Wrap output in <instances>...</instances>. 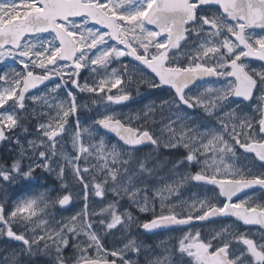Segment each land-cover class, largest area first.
Listing matches in <instances>:
<instances>
[{"label": "snow or ice", "instance_id": "snow-or-ice-1", "mask_svg": "<svg viewBox=\"0 0 264 264\" xmlns=\"http://www.w3.org/2000/svg\"><path fill=\"white\" fill-rule=\"evenodd\" d=\"M7 60L0 264H264V0H0Z\"/></svg>", "mask_w": 264, "mask_h": 264}, {"label": "rangeland", "instance_id": "rangeland-1", "mask_svg": "<svg viewBox=\"0 0 264 264\" xmlns=\"http://www.w3.org/2000/svg\"><path fill=\"white\" fill-rule=\"evenodd\" d=\"M129 59L130 58H125V62L127 63L128 61H129ZM134 62V61H133ZM132 62V63H133ZM134 63H136V62H134ZM8 66H11V67H14V66H16L15 64H14V62H12L11 60H7V61H5L4 62V64H2V65H0V68H5V67H8ZM148 95V92L147 91H145L143 88L141 89V96H147ZM140 97H137V99H139ZM133 107H136V108H138L139 107V105H134ZM113 142H115V141H113ZM0 155H3V152H0ZM46 182H50V181H40L39 183L40 184H43V183H46ZM12 193L11 192H9V195H11ZM256 196H257V198H259V196H260V193L258 192V191H256Z\"/></svg>", "mask_w": 264, "mask_h": 264}, {"label": "flooded vegetation", "instance_id": "flooded-vegetation-1", "mask_svg": "<svg viewBox=\"0 0 264 264\" xmlns=\"http://www.w3.org/2000/svg\"><path fill=\"white\" fill-rule=\"evenodd\" d=\"M134 63V62H133ZM257 63V66H259V62H256ZM148 70H145V72H147ZM209 229H204L205 232H207ZM172 235H176L175 233H173ZM168 236L167 233H165L162 237H160V239H163V238H166Z\"/></svg>", "mask_w": 264, "mask_h": 264}]
</instances>
